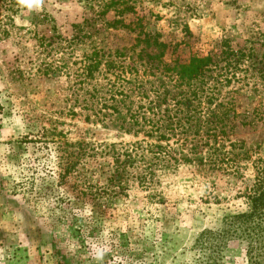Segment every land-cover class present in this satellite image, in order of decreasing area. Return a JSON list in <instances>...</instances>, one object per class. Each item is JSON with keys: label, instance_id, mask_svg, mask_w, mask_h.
<instances>
[{"label": "rangeland", "instance_id": "rangeland-1", "mask_svg": "<svg viewBox=\"0 0 264 264\" xmlns=\"http://www.w3.org/2000/svg\"><path fill=\"white\" fill-rule=\"evenodd\" d=\"M140 29L167 44L166 63L214 53L222 41L244 51L236 78L221 86L234 106L238 171L182 162L154 170L145 187L137 158L115 157L122 147L112 144L143 138L126 131L124 107L109 109L115 75L126 86L136 78L173 89L145 57L130 68ZM96 47L102 64L88 76ZM263 166L264 0H35L31 8L0 0V264H206L196 239L248 209L246 189ZM225 253L247 261L242 245Z\"/></svg>", "mask_w": 264, "mask_h": 264}, {"label": "trees", "instance_id": "trees-1", "mask_svg": "<svg viewBox=\"0 0 264 264\" xmlns=\"http://www.w3.org/2000/svg\"><path fill=\"white\" fill-rule=\"evenodd\" d=\"M123 10L133 9L127 6ZM121 22L122 20L115 19L113 24ZM140 44L143 47L139 53L135 57L132 54L129 56L134 65L130 68L136 70L135 63L145 57V65L154 67L156 72L167 73L170 80H174L173 89H146V80L142 83L136 78L134 82H126L130 84L126 86L123 79L115 75L112 84L106 89L109 109L118 113L119 108L124 107L131 122L126 131L131 129L135 135L142 133L143 136L133 143L112 144L122 147L115 157H133V161L137 158L142 171L136 179L145 187L153 181L156 175L154 170L174 168L182 162L196 163L198 169L206 172L238 171L239 153L235 152L236 143L229 137L234 126V106L231 100H226L227 97L223 96L221 86L230 84L236 78V70L245 57L244 51L234 50L227 42L222 41V48L214 53L194 55L184 62L177 59L166 63L163 61L167 48L165 42L140 29L135 45ZM103 53L96 47L89 56V63L84 65L88 76H93L94 71L102 64L100 57ZM122 54L117 50V55ZM114 63V59L106 63L107 72L113 71ZM160 66L162 68L159 71ZM151 74L155 75V72L152 71ZM220 94L223 99H218ZM136 125L138 128L135 129L133 126ZM122 162L125 163V160ZM260 169L258 168L244 195L248 209L224 215L217 229H205L196 239L201 244V249L208 250L204 263L233 264L225 250L235 244L243 247L247 260L244 264H263L264 166ZM67 170L65 167L64 173Z\"/></svg>", "mask_w": 264, "mask_h": 264}, {"label": "clouds", "instance_id": "clouds-1", "mask_svg": "<svg viewBox=\"0 0 264 264\" xmlns=\"http://www.w3.org/2000/svg\"><path fill=\"white\" fill-rule=\"evenodd\" d=\"M33 2H35V0H21V3L26 5L27 7L31 8L33 7ZM36 6L38 7V2H36Z\"/></svg>", "mask_w": 264, "mask_h": 264}]
</instances>
